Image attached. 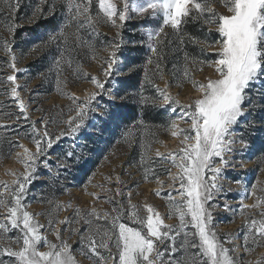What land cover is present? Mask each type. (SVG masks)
Instances as JSON below:
<instances>
[{
	"label": "rangeland",
	"instance_id": "1",
	"mask_svg": "<svg viewBox=\"0 0 264 264\" xmlns=\"http://www.w3.org/2000/svg\"><path fill=\"white\" fill-rule=\"evenodd\" d=\"M25 1L11 0L13 5ZM58 1L66 5V1L68 2V0H29L33 6L32 21L34 22L39 16H43L44 11L49 7L52 8L53 3ZM71 2L73 5L79 4L83 8L87 0H71ZM112 2L118 8H123V0H112ZM137 2L144 3V0H137ZM213 6L219 12H226L220 0H213ZM10 9L6 0H0V48H5L7 44L9 49L7 51L10 53V55L5 54L8 56L9 63L5 68L4 79L1 80L3 77L0 76V94L6 95L0 98V103L6 98L9 99L10 103L0 107V154L6 152L7 137L13 131L9 127L10 123L18 125L29 123L31 126L20 132L21 135L25 134L30 142L25 139H18L16 150L11 156L6 159L0 156V191H4L3 185L7 184L9 186V192H5V201L7 202L10 199V190L15 182L18 179L22 180L23 174L26 173L25 162L29 160L32 153L37 151L34 143L37 137L33 125L40 130L42 135L46 123L47 131L53 138V143L50 148L43 144L45 153L35 158L33 164L35 171L32 172L29 178L30 182L26 185V196L23 203L27 205L29 212L36 214L35 218L41 224L47 226L50 219L53 221H68L66 224L55 223L54 227L60 231L62 239L70 245L71 254L75 257L77 264H96L97 262V258L91 256L87 244L81 239L82 234L87 235L86 230L89 227L84 223V219L93 220V229H111V216L105 219L104 213H111L113 207L118 205H123L125 210H130L128 209L129 192H131V204L137 206L141 216L146 215L143 208L145 203L150 204L159 213L164 224L173 227L170 235L175 237L174 242L167 240L164 244L159 245V251L164 253V264H175L177 261L179 264H193V262L202 264L203 261H206L207 258L200 255L198 248L190 247L193 241L199 242L198 237L192 235L195 229L191 225H188L187 229H180V221L173 207V201H180V197L174 190V187L179 189L180 181L178 179L173 181L172 179L179 173V169L173 165L168 154L178 152L183 147L181 130H187L186 134H194L190 131V120L180 119L179 117L183 116L186 111L182 106L189 105L200 97L201 93L195 85L206 83L209 78H216L214 68L202 63V61H210L216 58L215 49L206 47V44L201 43L200 45L206 50V59L187 61L181 67L182 69L176 67L172 73L162 75L161 80L155 86L158 106L173 118V122L177 126L176 129L171 127L172 122L167 129L145 126L140 131H133V129L128 131L120 143L106 151L95 170L89 172L81 181H68V186L62 189V195L51 198L43 192L36 191L34 184V182L45 179L41 176L42 171H46L51 177L61 174L59 168H63V166L53 156L47 158V153L59 141L66 138L74 139L72 141L78 145L81 133L90 132V125L95 122L92 114L101 115L100 108H98L101 99L104 98L112 102L118 100L114 89L117 87L116 80L123 78L124 75L121 70L122 61L117 57V63L113 65V71L110 75L105 76L106 61L111 58V53L115 48L90 49L88 50V56L82 58L86 62L85 66H81L80 62L78 64V60L73 57L69 61L64 60V62L63 59H59L54 62L56 66L49 73L30 82L26 73H24L25 65L30 61L39 59L47 50L44 46H35L27 51L26 59L18 53L10 51L11 46L14 44L12 40L13 30L17 25L13 17L14 11ZM67 9L69 11L68 6ZM89 12L91 23H86V25L93 27L95 33L109 36L115 42H121L123 39L122 29L128 22H141V31L145 34L147 40L149 30L155 32L163 26L164 31L158 38L160 45L167 41L172 42L177 33V30L163 25L162 14H157L153 18L151 10L143 15L129 10L124 21H120L118 17L114 18L116 19L115 26L103 16L98 6V0H91ZM68 14L73 17L75 10L69 11ZM207 15L206 13L205 16ZM84 19L83 16H79L77 20L72 18L71 21H68L67 28L63 31L65 35L58 38L59 41L64 38L61 42L62 45L68 42L69 45L72 42L77 46L81 45V34L78 27L79 21H84ZM199 20L202 21L207 30L204 34L205 40L214 41L219 39L214 25L206 24L203 17ZM26 25L23 24L22 26ZM13 55L15 56L16 71L11 67ZM186 70L188 76L184 75ZM9 75L16 77L15 84L7 80ZM93 78L99 80L103 85L102 89L96 86ZM14 86L17 87L18 98L12 95L11 88ZM158 89H166L172 100L178 101V103H165ZM48 90H51V93L46 95L45 93ZM93 94H95V98L90 101L84 123L80 125L76 132H71L69 121L77 116L80 106L88 101ZM248 98L251 103H248L247 100L245 102L246 114L239 118L238 123L231 130L232 135L230 138L234 141L230 145L232 151H226L223 154L227 163L221 164L219 158H215V166L221 169L215 182L221 187V191L209 202V204L214 205L210 211L212 213V227L216 232L217 239L224 248L229 249L228 255L235 260L236 264H249V262L255 264L259 258L264 257V242L254 245L253 236L245 226L246 219L249 217L260 219L258 214L264 210V206L241 211L242 204L252 205L256 202L255 197L248 195L253 190V186H255L257 196H264V191H262L264 190V154L253 160V147L245 141V139L252 137L249 132H254L252 130L254 126L251 123L259 120L261 127L260 125L257 127L264 129V84L260 82L254 84L248 90ZM20 101H23L25 105L27 119L20 111ZM9 106H12V108H9ZM174 130L178 133L176 136L172 135ZM61 133H63L62 136ZM56 137L60 138L56 140ZM241 141L246 142V144L241 143ZM185 143H191V141ZM157 151L163 155V158L156 156ZM45 162H47V166H45ZM146 170L149 172L147 181L144 179ZM152 173L155 175H152ZM209 175L211 174L209 173ZM117 177H119V182ZM156 177L159 178V182ZM117 188L120 189L123 195H116ZM157 191L161 193L159 196L155 194ZM225 204L229 205L230 210L224 208ZM77 209L79 215H77ZM93 209L100 214L101 218L99 220L86 215ZM5 214L6 208L0 207V217ZM186 219H190V217H186ZM124 222L128 223L129 226H138L127 218L124 219ZM41 231L47 235L49 241L60 243L56 239L55 231L48 228L41 229ZM177 231H179V234H177ZM185 231L188 233L187 236H185ZM17 235H19L18 230H12L8 233L9 237ZM245 236L248 237V248L252 249L250 252L244 246ZM173 243L176 251L170 256L169 252ZM40 250L46 251L47 249L42 245ZM99 251L105 256L107 255L105 250ZM112 252L114 255L116 254L114 247ZM0 260H3L5 264L10 262V258L6 255L0 256ZM109 264H111V261H109ZM157 264H160V262L157 261Z\"/></svg>",
	"mask_w": 264,
	"mask_h": 264
},
{
	"label": "snow or ice",
	"instance_id": "2",
	"mask_svg": "<svg viewBox=\"0 0 264 264\" xmlns=\"http://www.w3.org/2000/svg\"><path fill=\"white\" fill-rule=\"evenodd\" d=\"M6 3L12 10L18 6L13 5L11 0H6ZM220 3L226 12L217 11L213 6V0H144V3H139L137 0H131V2L123 0L122 9L118 8L112 0H98L103 16L114 26L116 24L114 18L118 17L120 21H124L129 10L141 15L151 10L153 18L157 14H162L163 25L170 26L174 30H178L186 19L198 20L203 17L206 24L214 25L215 32L219 36L217 40L204 41L206 47L215 49L216 58L202 61L214 68L216 78H209L206 83L195 85L201 95L191 104L182 106L186 111L183 116L179 117L190 120V131L194 134H186L187 130H181L183 147L178 152L168 154L173 165L179 169V173L172 177L173 181L177 179L180 181L179 189L174 187L180 197V201H173L174 211L180 221V229H187L188 225L195 229L192 235L198 237L199 242L193 241L190 247L198 248L200 255L207 258L202 264H236L235 260L228 255L229 249L219 243L212 227L210 209L214 205L209 202L221 191V187L215 182L216 176L221 171L215 166V158H219L221 164L227 163L223 154L226 151H232L230 145L234 141L230 138L231 130L238 123L239 118L246 114V100L251 103L248 90L257 82L264 84V0H220ZM90 5L91 0H87L83 8L79 4L73 5L71 0H68L67 4L70 12L75 10L73 20H77L79 16L85 18L84 21L79 22L81 26L83 23H91ZM206 13L207 16H205ZM163 31L162 26L158 31L149 30L147 33L149 49L159 57L156 62L157 71L162 70L160 60L163 57L160 56L157 45L160 42L158 38ZM59 35L64 36L65 34L61 31ZM56 38L52 36L50 40ZM5 49L9 50L7 44ZM118 49L119 45H116L111 58L106 61L105 76L111 74L113 65L117 63ZM12 61L11 67L16 71L14 55ZM148 62L152 63L151 58ZM184 75L188 76L187 70ZM7 80L15 84L16 77L9 75ZM93 82L98 88H103L96 78H93ZM158 91L165 103H178L172 100L166 89H158ZM11 92L18 98L17 87H12ZM94 98L95 94L80 106L77 116L69 121L71 132H76L84 123L90 101ZM19 107L27 119L23 101H20ZM171 127L176 129L175 122ZM33 130L37 137L34 140L37 151L32 153L29 160L25 162L26 173L23 174L22 180L18 179L11 188L10 199L7 202L4 196L5 192H9V186L3 185L4 191H0V207L6 208V214L0 217V256L9 257V264H77L75 257L71 254L70 245L62 239L60 231L54 227L55 223L66 224L68 221L50 219L46 226L41 224L35 218L36 214L29 212L27 205L23 203L26 196V185L30 182L32 172L35 171L33 166L35 158L45 153L43 144L50 148L53 143L46 123L42 135L34 125ZM177 134L175 130L172 132L173 136ZM187 141L191 143H185ZM241 143L246 144L244 141ZM156 156L163 158L159 151L156 152ZM152 175L155 174L152 173ZM144 179L146 181L149 179L148 170L145 172ZM156 179L159 182V178L156 177ZM117 181L119 182V177ZM155 194L159 196L161 193L157 191ZM116 195H123L119 188L116 190ZM248 195L255 197L256 202L252 205L242 204L241 211L264 206V196L256 195L255 186ZM128 196V209L130 210H125L123 205H118L113 207L111 213H104L105 219L111 216V229H93V220L86 218L84 223L89 227L86 230L87 235L82 234L81 239L87 244L91 256L97 258L96 264H109V261L111 264H157V261L164 264V253L159 251V245L167 240L174 242L175 237L170 235L173 227L165 225L159 213L150 204L145 203L143 208L146 215L141 216L137 206L131 204V192ZM224 208L230 210L228 204H225ZM77 215H79L78 209ZM86 215L97 220L101 218L95 209ZM258 215L260 219L249 217L245 222L248 232L253 236L254 245L264 242V210ZM125 218L138 226H129L124 222ZM45 228L55 231L56 239L60 241L59 244L48 240L47 235L41 231ZM12 230H18L19 235L9 237L8 233ZM187 235L185 231V236ZM247 241L248 237L245 236L244 246L250 252L252 249L248 248ZM42 245L46 247V251L40 250ZM113 247L116 249L115 255L112 252ZM99 250H105L107 255L105 256ZM175 251L173 243L169 255L171 256ZM0 264H5V262L0 260ZM255 264H264V257L259 258Z\"/></svg>",
	"mask_w": 264,
	"mask_h": 264
},
{
	"label": "trees",
	"instance_id": "3",
	"mask_svg": "<svg viewBox=\"0 0 264 264\" xmlns=\"http://www.w3.org/2000/svg\"><path fill=\"white\" fill-rule=\"evenodd\" d=\"M66 3L68 4L67 1ZM14 5H18L13 10V17L17 25L13 30L14 44L10 51L18 53L26 59L27 51L35 46H44L47 50L39 59L25 65L24 73L30 82L49 73L56 66L54 62L59 59H63L64 62V60L69 61L73 57L78 60V64L80 62L81 66H85L86 62L83 59L88 56V50H105L108 47L116 48V45H119L117 57L122 61L121 70L124 75L123 78L116 80L117 87L114 89V93L118 100L112 102L104 98L101 99L98 106L101 115L92 114L95 122L90 125V132L81 133L78 145L72 141L74 139L66 138L59 141L47 153V158L53 156L63 166V168H59L61 174L51 177L46 171H42L41 176L45 179L34 182L36 191L43 192L51 198L61 196L62 189L69 184L68 181H81L89 172L95 170L106 151L120 143L128 131L132 129L140 131L145 126L167 129L173 122V118L158 106L156 84L161 80L162 75L172 73L176 67L182 69L181 67L187 61H197L207 57L205 48L200 45L206 41L204 34L207 30L199 19H186L180 25L172 42L167 41L162 45H157L160 56L163 57L160 60L162 70L157 71L156 62L159 57L150 51L148 40L141 31V22L126 23L122 29L123 39L121 42H115L109 36L95 33L93 27L87 26L86 23H83L82 26L79 23L81 45L77 46L74 42L70 45L69 42L62 45L61 42L64 38L59 41V33L67 28L66 24L73 18L69 16L66 4L59 1L54 2L53 7L47 8L44 15L39 16L34 22L31 18L33 6L29 0ZM23 24L27 25L22 26ZM52 36L57 38L50 40ZM71 46L73 47L71 48ZM5 54L10 55L5 48H0V76L3 77L1 80L5 77V68L9 63L8 56ZM150 58L152 63L148 62ZM50 93L51 90H48L45 94ZM5 96V94H0V98ZM6 103L10 104L7 98L0 103V107ZM10 124L9 127L13 131L7 137L6 152L0 154L4 159L11 156L16 150L18 139L30 142L25 134H20L22 130L31 126L29 123ZM251 125L254 126L252 127L254 132H249L252 137L245 141L253 147V160H255L259 158V155L264 154V129H260L261 122L259 120ZM258 125L260 127H257Z\"/></svg>",
	"mask_w": 264,
	"mask_h": 264
}]
</instances>
